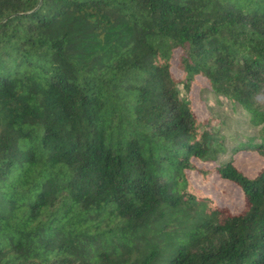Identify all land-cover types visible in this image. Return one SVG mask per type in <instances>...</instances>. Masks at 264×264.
I'll use <instances>...</instances> for the list:
<instances>
[{
	"label": "trees",
	"instance_id": "obj_1",
	"mask_svg": "<svg viewBox=\"0 0 264 264\" xmlns=\"http://www.w3.org/2000/svg\"><path fill=\"white\" fill-rule=\"evenodd\" d=\"M239 153L264 159V0H0V264H264Z\"/></svg>",
	"mask_w": 264,
	"mask_h": 264
},
{
	"label": "rangeland",
	"instance_id": "obj_2",
	"mask_svg": "<svg viewBox=\"0 0 264 264\" xmlns=\"http://www.w3.org/2000/svg\"><path fill=\"white\" fill-rule=\"evenodd\" d=\"M173 70L177 74L175 69V61H172ZM200 84L196 83L191 92L186 94L182 86L179 85L178 89L182 98L192 102L193 109L195 111V117L198 120H203L207 116V109L200 101V85L205 84V81L201 78H197ZM223 112H229L227 109H223ZM255 130L246 129L247 133H252ZM235 164L239 170H241L247 177H253L260 168L264 167V159L259 158L253 153H239L235 157ZM210 195H212L219 205L228 207L232 212L239 211L243 206L242 196L239 189L230 182L224 181L218 178L216 175L211 177V182L207 185H202Z\"/></svg>",
	"mask_w": 264,
	"mask_h": 264
}]
</instances>
